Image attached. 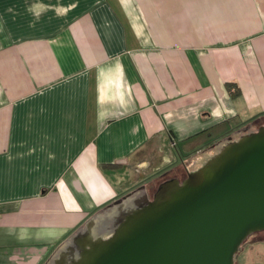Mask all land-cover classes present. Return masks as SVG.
<instances>
[{
    "label": "crops",
    "instance_id": "obj_1",
    "mask_svg": "<svg viewBox=\"0 0 264 264\" xmlns=\"http://www.w3.org/2000/svg\"><path fill=\"white\" fill-rule=\"evenodd\" d=\"M262 113L264 0H0V264Z\"/></svg>",
    "mask_w": 264,
    "mask_h": 264
},
{
    "label": "water",
    "instance_id": "obj_2",
    "mask_svg": "<svg viewBox=\"0 0 264 264\" xmlns=\"http://www.w3.org/2000/svg\"><path fill=\"white\" fill-rule=\"evenodd\" d=\"M211 150V154L206 153ZM181 181L144 185L90 215L44 264H233L264 230V125L226 136Z\"/></svg>",
    "mask_w": 264,
    "mask_h": 264
},
{
    "label": "rangeland",
    "instance_id": "obj_3",
    "mask_svg": "<svg viewBox=\"0 0 264 264\" xmlns=\"http://www.w3.org/2000/svg\"><path fill=\"white\" fill-rule=\"evenodd\" d=\"M263 114L264 113H262L261 115H263ZM261 115H251V117H248L245 120L244 124H240L229 135L232 137H236L242 133L247 132L248 130H254L258 124V121H262L261 118L258 119ZM219 135H217V137H219ZM229 135H227V136H229ZM223 138H221V139H223ZM206 145L207 144H204L202 147H204ZM199 148H200V146H199ZM176 151L179 152L180 150L173 145H166V147H165L166 153H171V152L174 153ZM205 152L206 153L208 152V154H211L212 151L206 150ZM188 155H189V153L184 154L182 156V158H186ZM203 156H205V154L204 155H202L200 153L196 154V156H194L192 158L193 163H194V161H193L194 159L196 161V163H194V164L192 162L188 163V160L182 164H181L180 160L178 162L172 160L171 164L170 165L167 164V166L165 168V172H167L168 169H170V168H171V171L170 172L168 171L167 174H165V176L164 175L161 176V179L160 178L153 179L150 182V184H148L147 187L148 188L151 187L152 190H154L156 188V186L160 183V181L163 180V177H171V176H174L176 174L181 175L182 177L183 176L186 177L187 171L183 167L184 164L186 165L187 168H189V170H191L193 166H196L199 163V159L204 158ZM196 159H198V160H196ZM177 165H179V166H177ZM174 166H175V168H173ZM152 192L148 193V191H147V194L149 197L151 196ZM123 194H125V193H123ZM233 264H264V230L256 231V232L248 235L244 239V241L238 247V249L234 255Z\"/></svg>",
    "mask_w": 264,
    "mask_h": 264
},
{
    "label": "trees",
    "instance_id": "obj_4",
    "mask_svg": "<svg viewBox=\"0 0 264 264\" xmlns=\"http://www.w3.org/2000/svg\"><path fill=\"white\" fill-rule=\"evenodd\" d=\"M225 87H226V89H227V91H228V93L230 94L231 97H236V96L239 95V88H238V86H237L235 83L228 82V83H226ZM260 118H261L262 120H264V114L261 115L258 119H260ZM238 126H239V125H237V126H235V127H233V128L228 129L226 132L220 134L219 137H216V138H214V140H211V142H210L209 144H212V143H214L215 141L220 140L221 138H223V137L229 135V134H230L235 128H237ZM154 190H155V189H154ZM154 190H152V188L150 187L149 190H148V193H150V192H152V191L154 192Z\"/></svg>",
    "mask_w": 264,
    "mask_h": 264
},
{
    "label": "flooded vegetation",
    "instance_id": "obj_5",
    "mask_svg": "<svg viewBox=\"0 0 264 264\" xmlns=\"http://www.w3.org/2000/svg\"><path fill=\"white\" fill-rule=\"evenodd\" d=\"M262 125H264V120H262V121H258V124H257V126H256V128H258L259 126H262ZM189 165V164H188ZM185 169H186V171L188 172V171H190L189 170V168H187L186 167V165L184 164V166H183ZM186 172V173H187ZM187 175V174H186ZM185 178V176H181V175H174V176H171V177H163V180H161L160 182H162V181H165V180H168V179H177L178 181H181L182 179H184ZM161 179V178H160ZM150 188V187H149ZM149 188H148V190H149ZM153 193V192H152Z\"/></svg>",
    "mask_w": 264,
    "mask_h": 264
}]
</instances>
